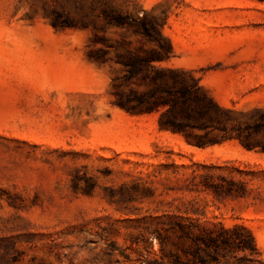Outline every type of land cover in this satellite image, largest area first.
Returning <instances> with one entry per match:
<instances>
[{
	"label": "rangeland",
	"instance_id": "rangeland-1",
	"mask_svg": "<svg viewBox=\"0 0 264 264\" xmlns=\"http://www.w3.org/2000/svg\"><path fill=\"white\" fill-rule=\"evenodd\" d=\"M144 12L172 45L156 64L237 109L227 126L261 116L264 0H0V264H144L160 259L153 231L174 214L244 225L264 261V152L237 139L197 148L161 129L160 111L117 104L148 88L120 60L155 45L110 20ZM251 138L264 143V131ZM193 173L248 193L215 196Z\"/></svg>",
	"mask_w": 264,
	"mask_h": 264
},
{
	"label": "trees",
	"instance_id": "trees-1",
	"mask_svg": "<svg viewBox=\"0 0 264 264\" xmlns=\"http://www.w3.org/2000/svg\"><path fill=\"white\" fill-rule=\"evenodd\" d=\"M147 20L150 21L149 27L145 24ZM110 21L118 26L127 24L138 27L139 32L155 45L142 55L134 54L128 60H120L126 68V78L137 77L148 85L142 92L136 89H130L128 93L119 92L117 104L120 107L139 112L160 111L159 127L182 135L188 145L197 148L237 139L246 150L259 149L264 152V143L251 138L253 134L264 131V110L255 108L261 116L252 124L237 122L227 126L229 114L238 112L237 109L219 105L189 71L156 64L171 57L172 45L155 26L153 17L148 16L147 12L141 18L130 19L118 14ZM105 52V49H100V53ZM215 134H220L218 139ZM196 165L207 167L202 163ZM212 177L208 173H193L188 179L194 187L201 185L203 190H209L219 197H244L248 193L243 181L223 175H219L217 180H212ZM168 219L166 224L159 222L160 227L153 231L159 240L160 259L154 256L145 258L142 263L264 264L257 258L259 251L253 235L242 224L205 228L184 222L182 217L175 214ZM173 239L176 242L171 241ZM169 243L176 249H167Z\"/></svg>",
	"mask_w": 264,
	"mask_h": 264
}]
</instances>
